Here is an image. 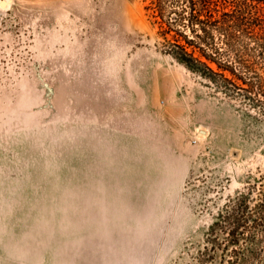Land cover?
I'll return each instance as SVG.
<instances>
[{
	"label": "rangeland",
	"instance_id": "rangeland-1",
	"mask_svg": "<svg viewBox=\"0 0 264 264\" xmlns=\"http://www.w3.org/2000/svg\"><path fill=\"white\" fill-rule=\"evenodd\" d=\"M7 2L0 264H203L231 199L261 201L264 97L180 63L154 0Z\"/></svg>",
	"mask_w": 264,
	"mask_h": 264
},
{
	"label": "trees",
	"instance_id": "trees-1",
	"mask_svg": "<svg viewBox=\"0 0 264 264\" xmlns=\"http://www.w3.org/2000/svg\"><path fill=\"white\" fill-rule=\"evenodd\" d=\"M154 4L170 51L180 63L205 77L239 80L251 100L252 95L264 97V75L252 67L264 65V37L259 35L264 33V0H154ZM179 24L182 29H175ZM250 35L254 37L246 39ZM249 41L257 52L241 54L238 46ZM219 217L208 238L213 252L203 255V264H264V192L254 205L248 193L238 194L226 215Z\"/></svg>",
	"mask_w": 264,
	"mask_h": 264
},
{
	"label": "water",
	"instance_id": "water-1",
	"mask_svg": "<svg viewBox=\"0 0 264 264\" xmlns=\"http://www.w3.org/2000/svg\"><path fill=\"white\" fill-rule=\"evenodd\" d=\"M7 3H8L7 0H1L0 6L5 7L7 5Z\"/></svg>",
	"mask_w": 264,
	"mask_h": 264
}]
</instances>
